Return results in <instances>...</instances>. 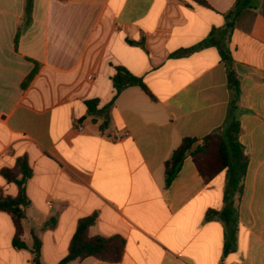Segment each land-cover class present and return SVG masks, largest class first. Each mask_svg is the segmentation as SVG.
<instances>
[{
	"label": "crops",
	"instance_id": "obj_1",
	"mask_svg": "<svg viewBox=\"0 0 264 264\" xmlns=\"http://www.w3.org/2000/svg\"><path fill=\"white\" fill-rule=\"evenodd\" d=\"M205 1L33 0L26 22V0H0V171L24 158L31 172L19 235L27 248L13 245L15 225L0 212V264H33L34 236L40 264H57L90 216L89 236L124 239L122 260L68 264H264V0L224 39L240 78L247 156L228 252L223 225L206 218L223 207L225 173L206 182L187 156L166 185L165 162L182 139H201L227 118L226 65L205 41L222 32L236 0ZM117 67L147 91L116 94ZM89 100L110 105L103 130ZM0 194H18L1 173Z\"/></svg>",
	"mask_w": 264,
	"mask_h": 264
},
{
	"label": "trees",
	"instance_id": "obj_2",
	"mask_svg": "<svg viewBox=\"0 0 264 264\" xmlns=\"http://www.w3.org/2000/svg\"><path fill=\"white\" fill-rule=\"evenodd\" d=\"M32 1L26 0L25 20H30L32 12ZM199 6L209 7L205 0H192ZM258 0H236L233 7L224 14L225 24L222 32L205 41V45L215 46L218 49L221 60L226 65L227 87L230 92L227 118L222 128L214 130L201 139L183 138L181 144L175 149L169 160L165 162L166 185L178 173L181 163L185 157H191L199 175L208 182L217 174L225 173V186L223 190V207L219 212L209 211L206 218H215L219 221L225 231L224 253L231 249L237 228V208L235 197L240 196L243 190V179L247 168V156L243 146L239 142L240 121L239 116L242 109L239 107L240 100V78L234 69L233 60L226 48L224 39H229L232 34L236 19L246 10L256 9ZM20 36L16 33L15 44ZM213 36V33H212ZM33 73L28 76L29 82ZM24 83V85H25ZM112 83L116 94L130 86H139L147 91L140 78L131 74L122 67H117L112 77ZM87 114L92 117L94 123L98 118L102 119L99 128L103 130L108 121L107 110L110 105L97 108V100L85 102ZM1 175L8 181L14 182L18 188V194L12 198L0 194V212H6L13 220L16 235L13 245L17 248H27L20 242L19 235L22 231L21 223L25 218V209L28 200L25 194V184L30 178L31 172L26 165L25 159L20 158L13 170L1 169ZM53 221V220H51ZM94 222V216L82 218L78 221L75 234L73 235L68 249V254L57 264H68L72 261H81L88 257L97 260L117 263L122 260L125 242L120 236L104 238L100 236H89L88 229ZM52 225L51 222L45 227ZM33 245L30 248L33 264H40V241L34 236Z\"/></svg>",
	"mask_w": 264,
	"mask_h": 264
},
{
	"label": "built area",
	"instance_id": "obj_3",
	"mask_svg": "<svg viewBox=\"0 0 264 264\" xmlns=\"http://www.w3.org/2000/svg\"><path fill=\"white\" fill-rule=\"evenodd\" d=\"M73 126L78 132H82L84 130V123L82 121L73 120ZM128 134L125 133L121 136H114V140H121L126 137Z\"/></svg>",
	"mask_w": 264,
	"mask_h": 264
}]
</instances>
